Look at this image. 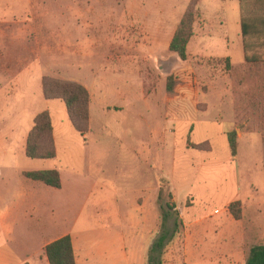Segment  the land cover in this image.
<instances>
[{"label": "rangeland", "instance_id": "374dc122", "mask_svg": "<svg viewBox=\"0 0 264 264\" xmlns=\"http://www.w3.org/2000/svg\"><path fill=\"white\" fill-rule=\"evenodd\" d=\"M191 1L0 0V264H48L44 247L67 235L77 264H150L163 236L159 264H203L198 250L220 234L245 236L229 264L264 245V44L244 60V0H195L179 60L168 39ZM42 77L88 89L87 135L43 98ZM184 87L195 123L168 120ZM47 109L56 156L32 160L26 135ZM38 170H56L61 188L22 176ZM217 247L211 264H227Z\"/></svg>", "mask_w": 264, "mask_h": 264}, {"label": "trees", "instance_id": "16d2710c", "mask_svg": "<svg viewBox=\"0 0 264 264\" xmlns=\"http://www.w3.org/2000/svg\"><path fill=\"white\" fill-rule=\"evenodd\" d=\"M244 3L246 14L242 13L241 15L240 35L244 60L250 63L256 62L249 55L253 45L260 40L264 44V0H244ZM195 6L196 2L192 0L183 14L168 47V51L177 55L181 61H187L189 58L187 45L193 35V26L196 19ZM168 91L171 92L172 88L168 87ZM42 93L45 100L62 101L72 127L82 137L87 135L90 119V95L84 86L75 82L43 77ZM227 142L231 155L235 157L237 153L236 131L227 134ZM25 156L32 160H52L55 158L53 126L48 111H43L34 118L33 127L26 140ZM23 176L28 180L42 183L54 189L61 188L60 175L56 170L29 171L24 172ZM160 197L161 191L159 192ZM239 206V202H233L228 206V212L235 220L241 219ZM167 207L169 209L174 208V204H168ZM167 217L168 215H164L166 220ZM165 240L166 237L163 236L152 246L150 264L157 263L154 254H159ZM44 253L48 264H77L72 239L68 235L47 244L44 247ZM245 264H264V245L252 247L249 250Z\"/></svg>", "mask_w": 264, "mask_h": 264}, {"label": "crops", "instance_id": "0c3cea01", "mask_svg": "<svg viewBox=\"0 0 264 264\" xmlns=\"http://www.w3.org/2000/svg\"><path fill=\"white\" fill-rule=\"evenodd\" d=\"M173 35H174V30L169 35L167 49H168V46L172 40ZM0 70H1V66H0ZM0 80H1V75H0ZM0 88H1V83H0ZM41 88H42V79H41ZM180 91H182V92L179 93L178 97L177 96L174 97L175 102L174 103L172 102L171 106H168V107H170L168 110V116H169L168 120H170L171 122H174V123H182V124H187L190 122H192V123L197 122L198 117L195 114H193L192 109H190V112L187 113V110H188L187 108H188V106H190V104L193 103V99L195 98L196 94L193 95V93L191 92V89L188 87H184ZM89 95H90V104H89V112H90L91 105H92V96H91L90 92H89ZM192 95H193V99H192ZM46 101H50V100H46ZM54 101L57 102L60 100H51V102H54ZM44 111H48V109L44 110ZM65 112H66V107H65ZM36 115L34 116V118L36 117ZM194 115H195V117H194ZM66 117L68 119L67 112H66ZM34 118H33V122H34ZM32 127H33V124H32ZM32 127H31V129H32ZM31 129H30V131H31ZM29 132L26 135V140H27V136H28ZM53 139H54V144H55L56 139H55V135H54V126H53ZM26 140H25V147H26ZM204 142H210V141L206 140ZM23 173H22V176H23ZM26 180H28V179H26ZM28 181H31V180H28ZM31 182H33V181H31ZM34 183H38V182H34ZM39 184H42V183H39ZM42 185H44V184H42ZM205 235H207V234H204V236L202 234V245L204 243H206L207 238ZM221 243L226 244L228 258H225V261L227 262V264H229L231 262V259H233V260H235L237 258L243 259V256H244L245 251H246V249H245V236H244V233L240 231V232L232 233V234H220L219 241L217 243L214 244L212 242H209L210 247H208L207 249L202 248V251L198 250L197 256H199V258L202 260L203 264L204 263L211 264L214 261L213 256H216V255H213V251H211V250L213 247L215 249L218 248L217 246H219ZM253 247H255V246H253ZM251 248H249V250ZM245 261H243L242 264H245ZM76 263H77V259H76Z\"/></svg>", "mask_w": 264, "mask_h": 264}]
</instances>
